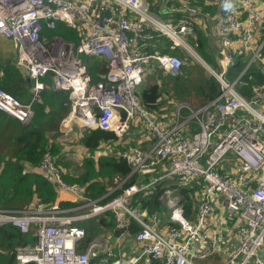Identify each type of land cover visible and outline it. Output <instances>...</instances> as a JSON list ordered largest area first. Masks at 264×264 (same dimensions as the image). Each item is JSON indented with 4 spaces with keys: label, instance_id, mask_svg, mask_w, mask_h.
I'll return each instance as SVG.
<instances>
[{
    "label": "built area",
    "instance_id": "built-area-1",
    "mask_svg": "<svg viewBox=\"0 0 264 264\" xmlns=\"http://www.w3.org/2000/svg\"><path fill=\"white\" fill-rule=\"evenodd\" d=\"M162 2L161 13H153L149 0H0V36L12 43L14 64L32 82L33 94L23 103L0 89V111L27 124L42 90L64 91L69 106L62 122L65 134L72 128L79 137L96 130L112 133L121 147L107 144L103 155L126 160L129 176L151 175L99 203L101 198L89 199L82 186L62 181V169L49 152L37 168L25 164V171L52 180L74 205L62 209L58 201L50 206L34 202L24 210H0V225L10 224L35 239L15 248L16 264H138L143 257L159 264H203L211 255L223 259L219 226L209 222L217 203L238 220L237 245L224 251L221 264H264V86L248 97L237 91L251 65L264 76V0H228L216 17L222 47L213 49L219 68L204 66L219 84L218 95L195 109L177 102L171 114L160 118L141 104L145 64L155 61L176 76L182 62L175 55L148 54L142 41L165 36L172 46L197 56L191 45L196 28L211 30L192 0ZM59 22L75 31L76 41L41 34L43 27L54 30ZM243 53L248 54L244 69L227 80L234 57ZM82 56L101 60L102 79H91ZM160 179H176L183 186L203 181L194 220L184 216L180 197L169 189L164 192L165 223L160 214L132 203L136 194H151ZM115 182L113 191L125 180ZM108 211L122 233L113 241L96 239L82 247L84 230L75 223ZM127 217L140 227L133 237L138 251L117 256Z\"/></svg>",
    "mask_w": 264,
    "mask_h": 264
},
{
    "label": "trees",
    "instance_id": "trees-1",
    "mask_svg": "<svg viewBox=\"0 0 264 264\" xmlns=\"http://www.w3.org/2000/svg\"><path fill=\"white\" fill-rule=\"evenodd\" d=\"M193 5L198 7L204 19L215 21L217 14L221 11L218 2L213 0H192ZM151 9L161 13L159 5L161 0L152 4ZM154 6V8H153ZM158 7V8H157ZM41 34L51 37L55 34L67 40L76 41L77 35L74 30L69 29L63 23H57L54 30L43 27ZM148 54H166L179 57L183 64L179 75L170 78L152 60L145 64V75L139 89L141 104L149 113L160 118L168 115L173 108L168 103L173 99L187 101L190 97L198 101V107L213 100L219 93V84L216 79L204 72L197 64L189 65L188 56L180 48L172 46V42L165 36H155L150 40L142 41ZM198 56L208 65L217 69L215 64L216 53L213 44L207 35V29L196 28V37L191 41ZM264 57V46L261 51ZM88 72L93 81L100 80V73L103 71L101 60L92 57L82 56ZM248 54H237L234 57V64L227 70L226 79H236L244 69ZM104 72V71H103ZM149 73V74H148ZM102 76V73H101ZM167 76L170 81L167 80ZM32 82L24 76L15 64L0 62V89L7 92L21 102H28L31 98L28 90ZM264 86V76L259 73L257 66L251 65L246 69L238 80L237 91L248 97L252 91ZM68 101V94L64 91L44 89L39 93V98L33 102V116L26 125L20 124L15 118L0 111V134L6 135L13 145L10 155L0 159V210H24L34 201L46 206L58 201L62 209L74 205L71 201H59L56 184L47 179L39 171H25L24 165L30 168H37L45 152H49L57 166L61 167L62 181L66 184H77L82 186L86 197L91 200L100 199L99 203L106 202L120 194L122 190L134 184L138 178L147 182L150 174H132L131 168L126 160L116 159L109 156H94L96 149L102 144H111L116 148L121 145L116 143L112 133L104 131H93L78 138L79 144L87 151L82 163L74 170L69 169L70 163L62 161V148L56 141L57 125L64 117L66 108L64 104ZM176 102V101H175ZM178 102V101H177ZM196 106V108H198ZM70 170V172H68ZM152 176L157 177L154 172ZM115 178L125 180L121 188L116 187ZM203 187L202 180L183 186L176 179H160L152 189L151 194H136L132 203L147 213H158L164 219H168L169 211L164 201V192L172 190L181 199L184 216L194 220L196 216L195 204L198 193ZM76 226L85 231V238L82 241L84 247L95 236L108 237L113 241L120 235L121 230L116 229L115 218L112 212H105L99 216L82 220L75 223ZM140 230L139 225L131 218H126L124 235L125 241L133 240L134 235ZM35 242L31 234H21L20 231L10 224L0 225V264H16L15 248L23 247ZM129 242V241H128ZM126 244L122 242V245ZM126 248V245H124ZM120 248H122L120 246ZM115 250L117 256L121 251ZM131 252L127 248L126 255ZM148 264H159L156 260L147 258ZM34 264V263H28Z\"/></svg>",
    "mask_w": 264,
    "mask_h": 264
},
{
    "label": "rangeland",
    "instance_id": "rangeland-1",
    "mask_svg": "<svg viewBox=\"0 0 264 264\" xmlns=\"http://www.w3.org/2000/svg\"><path fill=\"white\" fill-rule=\"evenodd\" d=\"M213 1L214 2H218V5L222 9L225 8V6H226V4L228 2V0H213ZM156 2H157V0H152V4L155 5ZM149 5H150V7H149L150 10L153 13H156L155 11H153L154 9L153 10L151 9V2H150V0H149ZM160 5H161V3H160ZM160 5H159V7H160ZM153 8H154V6H153ZM215 21H216V19H215ZM215 21L210 20V23L212 24V25H210L211 30H209V31L207 30V34L209 33V39L212 42L214 48H215V46L216 47H222L221 45H219V43H218V41L216 39V36L218 34V30H217V26H216V22ZM262 27H264V25ZM185 54L190 59V61H187V64H189V65L197 64L199 67H201L204 70L205 73L210 74L209 69L204 66L205 65V62L198 56L197 53H196L197 56L191 55V54H189L186 51H185ZM216 59H217V57H216ZM0 62L3 63V64H7V63L14 64V62H15V54H14V49H13L12 43L9 40H7V39H5V38H3L1 36H0ZM181 62H182V60H181ZM182 64H183V62H182ZM215 64H216L217 68H219L218 60L215 62ZM165 74H167V73H165ZM167 75L170 78L175 77V76H170L169 74H167ZM168 76H167V80H166L167 82L170 81V78ZM140 88H141V86H140ZM30 89L28 90V92H29V94L31 95V98H32L33 97V94H32V92H31ZM31 98H30V100H31ZM172 100L173 101L170 100V102L168 103V105L169 106H172L174 104L173 105V108H174V106L177 103V101L178 102H180V101L179 100H175L173 98H172ZM182 102H185V103L189 104L194 109L196 108V106L199 103L198 101H196L192 97H190L187 101H182ZM64 107L66 108V113L64 114V117L59 121V123L57 125V131L56 132H57L58 136L56 138V141L58 142V144L62 148V153H63L62 154V156H63L62 157V161H66V162L70 163L69 164L70 167H68V168L71 169V170H74L76 167H79L80 166V164L82 163V160H83L84 156L87 154V151L79 144V142H78V137H79L78 134L79 133L74 128H72L69 133H67V134L64 133V131L62 129L63 128L62 122L64 121V118L68 115V112H69L68 102L64 104ZM173 108L170 111V113H168V115L172 113ZM24 125H26V124H24ZM134 136H135V134H133V129H132V133H131L130 138H132L134 140ZM80 137H81V135H80ZM106 145L107 144H102L101 146H99L96 149V151L94 152V155L95 156H104L103 153H104V148H105ZM12 148H13V145L9 141L8 137L6 135L0 134V159L3 158V157H5V156H9L10 155V150ZM56 164H57V162H56ZM68 172H70V170ZM111 191H113V189ZM34 202H38V201H34ZM10 211H15V210H10ZM97 216H99V215H97ZM77 222H79V221H77ZM84 238H85V231H84ZM96 239H98V240H102V239L110 240V239H108V237L106 238V237L95 236V237H93L90 240V242L88 244H90L91 242L97 241ZM126 239L127 238L124 235L123 238H121L119 240L120 246L122 247V248H120L121 253H123L122 256H125L126 255V251H127V249L124 246L126 244L122 245V242H125L126 243V241H125ZM97 242H99V241H97ZM143 258H145V257H143ZM215 258H217V257H215ZM217 260L219 261V260H221V258H217ZM216 262L217 261H214L212 259L209 264H218Z\"/></svg>",
    "mask_w": 264,
    "mask_h": 264
},
{
    "label": "crops",
    "instance_id": "crops-1",
    "mask_svg": "<svg viewBox=\"0 0 264 264\" xmlns=\"http://www.w3.org/2000/svg\"><path fill=\"white\" fill-rule=\"evenodd\" d=\"M162 1V0H161ZM163 5V2L161 3L159 10L161 9ZM158 8V7H157ZM208 26L212 25L210 23V20L207 19ZM58 200L59 201H72L71 196L67 194L66 192H61L58 194ZM163 223L166 222V219L162 217ZM210 225L213 226V228H216L219 226V234L221 239L223 240V244H220V250L219 253L222 252L223 259L217 260L213 255L209 256V259L204 262L203 264H209L211 260L217 261L216 263L221 264V262L224 260V256L226 253L225 250H231L237 245V236H236V224H238V220L230 216L226 213L221 203H217L213 206V210L211 213V218L209 220ZM129 241V242H128ZM126 241V249L129 248L130 252H136L138 251V247L136 246V243L133 240ZM199 248L203 247L202 244H199ZM123 253H121L122 255ZM147 258H143L138 264H148Z\"/></svg>",
    "mask_w": 264,
    "mask_h": 264
},
{
    "label": "water",
    "instance_id": "water-1",
    "mask_svg": "<svg viewBox=\"0 0 264 264\" xmlns=\"http://www.w3.org/2000/svg\"><path fill=\"white\" fill-rule=\"evenodd\" d=\"M258 255L261 256V255H262V251H259V252H258Z\"/></svg>",
    "mask_w": 264,
    "mask_h": 264
},
{
    "label": "bare ground",
    "instance_id": "bare-ground-1",
    "mask_svg": "<svg viewBox=\"0 0 264 264\" xmlns=\"http://www.w3.org/2000/svg\"><path fill=\"white\" fill-rule=\"evenodd\" d=\"M64 126L66 125V123L63 124Z\"/></svg>",
    "mask_w": 264,
    "mask_h": 264
}]
</instances>
